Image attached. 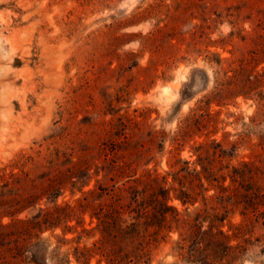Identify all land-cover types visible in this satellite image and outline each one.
<instances>
[{
  "label": "rangeland",
  "instance_id": "1",
  "mask_svg": "<svg viewBox=\"0 0 264 264\" xmlns=\"http://www.w3.org/2000/svg\"><path fill=\"white\" fill-rule=\"evenodd\" d=\"M219 84L226 92L217 94ZM197 153L216 176L246 163L245 195L213 189L188 214L169 204L187 220L193 208H210L231 243L259 238L243 264H264V226L247 202L264 185V0H0V169L23 155L34 161L23 169L30 184L59 179L55 203L69 210L41 235L49 249L70 264L76 251L106 264L97 248L126 257L118 219L132 217L124 205L133 204L123 193L116 209V187L130 176L128 186L151 204L159 187L178 189L170 175L192 168ZM115 164L124 165L121 179ZM176 238L157 239L151 264H181L171 252Z\"/></svg>",
  "mask_w": 264,
  "mask_h": 264
},
{
  "label": "trees",
  "instance_id": "2",
  "mask_svg": "<svg viewBox=\"0 0 264 264\" xmlns=\"http://www.w3.org/2000/svg\"><path fill=\"white\" fill-rule=\"evenodd\" d=\"M218 86L217 94L226 92L221 84ZM190 119L184 120L182 129L173 139L176 145H179V139L188 132ZM200 147L201 144L198 148ZM212 156L219 158L215 152H212ZM199 161L200 154L197 153L196 162L192 164V168L186 166L172 173L170 175L172 183L177 181L178 189L175 190L172 186L166 189L159 187L157 193L153 195L151 204H146L142 190L136 191L134 186H128V182L131 181L130 176L125 177L126 180L116 187L118 194L113 203L117 205L116 209H121L123 206L118 203L121 199L120 195L128 193L129 200L133 204L132 207L129 204L124 205L128 211L127 214L132 213L133 216L122 221L118 219L119 230L128 240L125 251L127 256L112 258L97 248L101 256L106 258V264L132 261L133 264H151L150 247L159 243L158 238L163 242L170 232L177 234V238L171 242V252L181 264H243L246 259H253L251 250L260 242L259 238L253 240L243 238L241 241L231 243L229 237L222 233L220 228L213 226L212 223L217 219L216 214L211 215L207 211L210 208H193L190 211L192 212L191 220H187V218H181L176 209L169 204L172 200L178 201L184 207V213L188 214L189 207L196 203V198L199 196L202 201H205L204 193L210 190L229 189L234 193L241 190L245 195L247 191L244 182L247 174L246 163L239 166L227 165L226 175L216 176L213 167H205ZM33 162V158L22 155L11 165L8 172L5 168L0 169V264H70L67 255L59 252V247L49 249L47 239L41 237L46 231L52 232L57 223L65 221L60 214H57L59 211L69 210L67 204L60 206L55 203L57 196L61 193H58L59 179L41 177L37 186L30 184L28 172L23 169L28 164L32 165ZM183 164L188 165L187 162ZM114 166V177L121 179L125 172L124 165L115 164ZM196 166H199L198 170ZM13 169H17L18 172H13ZM180 173L183 174L180 175ZM179 178L186 180L187 185L185 181L180 183ZM226 178L229 180V185L223 187L222 183ZM132 181L134 183L136 180ZM97 188L100 192L103 191V188ZM170 191H176V194L170 197ZM88 192L91 193V190ZM251 197L252 201L247 200L250 204L249 212L255 222L264 226V185L257 186L251 193ZM43 199L45 201L41 204ZM47 204H52V210L45 207ZM203 206L207 205L203 204ZM244 206H246L245 203ZM117 213L121 215V212L117 211ZM151 218L157 219L160 226L153 227L150 223ZM4 219L6 222H3ZM206 220L210 221L204 227ZM170 224L176 225L173 231ZM232 227L234 230L232 238L236 239L242 228L239 224ZM148 229L153 231L146 234ZM76 253V264H88L82 251H76Z\"/></svg>",
  "mask_w": 264,
  "mask_h": 264
}]
</instances>
